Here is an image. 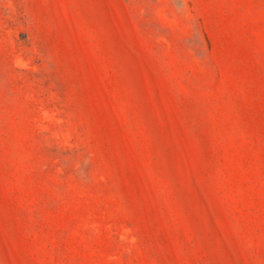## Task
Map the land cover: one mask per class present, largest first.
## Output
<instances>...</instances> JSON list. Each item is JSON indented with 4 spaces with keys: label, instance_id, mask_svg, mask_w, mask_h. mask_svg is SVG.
<instances>
[{
    "label": "rangeland",
    "instance_id": "obj_1",
    "mask_svg": "<svg viewBox=\"0 0 264 264\" xmlns=\"http://www.w3.org/2000/svg\"><path fill=\"white\" fill-rule=\"evenodd\" d=\"M0 264H264V0H0Z\"/></svg>",
    "mask_w": 264,
    "mask_h": 264
}]
</instances>
